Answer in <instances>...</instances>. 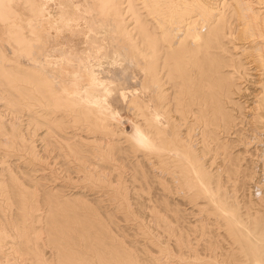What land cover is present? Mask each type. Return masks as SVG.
Here are the masks:
<instances>
[{"label":"bare ground","instance_id":"bare-ground-1","mask_svg":"<svg viewBox=\"0 0 264 264\" xmlns=\"http://www.w3.org/2000/svg\"><path fill=\"white\" fill-rule=\"evenodd\" d=\"M42 125L48 144L63 141L79 161L81 186L110 187L123 220L143 232L127 181L147 194L158 187L143 204L178 250L157 232L150 240L162 255L127 245L81 187L49 188L38 214V182L10 163L0 177V264H264V0H0L3 156L38 159ZM70 126L85 134L58 132ZM178 193L190 211L171 199Z\"/></svg>","mask_w":264,"mask_h":264},{"label":"rangeland","instance_id":"rangeland-1","mask_svg":"<svg viewBox=\"0 0 264 264\" xmlns=\"http://www.w3.org/2000/svg\"><path fill=\"white\" fill-rule=\"evenodd\" d=\"M248 85H249V83H248ZM234 111L236 113V110L235 109H234ZM8 112H9V109H8ZM10 116L11 115H8L7 117H10ZM19 119H20V122L22 123L23 126L26 127V125H28V122L25 120V119H27V116L26 115H22ZM24 123H25V125H24ZM29 127H31V125ZM125 129H126L127 132H129L131 130V123L130 122H126ZM31 130L33 131V129H31ZM45 132H46V126L42 125L39 128H37L36 131L33 134L34 135V137H33V139H34V146H35V150L37 151V153H39L38 154L39 158L38 159H35V160H32V162L31 161L30 162L28 161L29 160V158L27 157L28 155L23 150H18L19 152L18 151H12V152H9L8 154H5V156H3V153H4L3 151L5 150V147L4 146H0V155L2 156V157L0 156V161H1L0 162V177H2V175H3L2 173H4V172L1 171L2 166H6L7 164H10V163L12 165L15 164L14 166H12L11 164L10 165L13 168L15 167L14 169L17 172L18 175L20 174L19 176H20L21 180H27V179H24V178H25V173L28 170L27 173H30L32 175V177H34L35 180L38 182L37 183L38 185H36L37 188H38V193H39V196H38V198H39V204H38L39 205V209L37 210V213L38 214H42V215H44V213L46 214V211L48 209V205H47V203L45 202V199H44V195H45L44 192L47 191V190H49V188L50 189L51 188L52 189H56V188L62 189V193L63 194L69 195L71 193H74V191H78L80 189V187L82 189L83 187L81 185H83L82 183H85V180L82 179V173L83 172L78 169L79 168V165H78L79 164V161L77 159H75L73 156L67 155L66 149L64 147L59 148L58 144H61L62 145L63 141H61L58 144L57 143L56 144H48L46 142V140L43 138V134ZM58 132L61 133V134H63V135L67 134V132L68 133L80 132V133L85 134V132L83 130H81V128H78V127L76 128V127H73V126L63 128V129L59 130ZM37 133H39V134H37ZM121 144L122 145H125L126 142L124 143V142L121 141ZM22 152H24L26 155H24ZM124 156H127V155H124ZM130 158H132V157H129V160H130ZM91 159H90L91 161H94L96 158L91 157ZM121 161L122 160L115 161V162L116 163H120ZM125 162L128 163L127 161H124V162H121L120 164H123ZM6 172L7 171L5 170V173ZM111 172H112L111 179H116L117 178V172H116V170H112ZM79 174H81V175H79ZM114 174L116 176H113ZM124 175L128 176V177H126V176H124V177L129 178L130 175H131V171L129 169L128 170L126 169L125 172H124ZM43 176H45V177L43 178ZM48 178H50V179H48ZM25 182L27 183V181H25ZM42 183H43V186H42ZM137 184L138 183H135L134 184L135 186H134L131 183V181H127V185H129L128 186V198H129V196L131 194V197L129 198V203H130V205H132L131 208L136 213H138L141 210L138 214L139 215L142 214L141 215L142 218L140 219V217H141L140 216L138 219H140L142 222L145 221L144 222L145 225L147 227H149V230H150L149 233L143 232L142 230L138 229V226L136 224L137 221H135L134 219H125V220H123V218H124V216H123L124 215V211L122 209H116V207H114L115 206V201H113L112 200V197L110 196V192H109V189H111L110 187H107V186H103L102 187L100 185L93 186V187H90V188H87V189L84 187L82 190L80 189L82 191V192L80 191V193H82L83 195L86 194L85 197L88 198V199L91 197V199H89V200L92 201L93 203L98 202L99 205H100V207H101V209L104 208L102 210L103 213L104 212H106V213L108 212V213H112L113 214V216H114L113 219L116 222V224H113L114 226L112 225L113 232L115 230L114 233L118 237L123 238L124 240L126 239L127 241L125 240V243L127 245L130 244L129 246H135V248H137L138 250H140V252H141V250H149V251H151L150 253H152V254L162 255L161 253H159V249L160 248L158 247V245H155V244L151 243V240H150L151 239L150 238L151 237V232H155V233L157 232V233H159L158 235H159V239L161 241L163 240V242L169 243L170 247L173 248V249L175 248V251H177L178 250V245H177V242H175L176 236H173V235L169 234V232H167L163 227H160V226H157V225L151 226V224L152 225L155 224L154 223L155 220L154 221L152 220L153 217L151 215L152 214L151 209L149 207H146L145 206V205H147V203H148V205L151 204V203L153 204L154 202L151 199H157L159 197V193L161 194V190L158 187H154L151 190V193L152 194L151 193L150 194H147L145 192L143 193L142 191H140L138 189V187L136 186ZM103 188H104L105 191L103 190ZM106 189H107V191H106ZM252 189H255V187L252 188ZM96 190H97V192H96ZM248 190L249 189H245V190L240 189V190H238L237 194L241 198L243 192L244 193L245 192L246 193H248V192L250 193V191H248ZM84 191H85V193H83ZM100 191H102V192L100 193ZM130 191H131V193H130ZM251 192H253V191H251ZM155 193H156V195H155ZM254 193H253V195H255ZM173 195L171 196V199H173V201L174 200L177 201V202L179 201L178 203H179L180 207L187 208L186 211H188V209H189V211L191 210V203H188L187 199L183 195H181L179 193L178 194H175L174 196ZM94 196L96 197V201H95ZM255 196H253V197H255ZM103 198H105V199H103ZM137 201H138V203H137ZM106 207H107V209H106ZM142 207L143 208L145 207V208L143 209ZM146 208H147V210H146ZM194 211L196 212V210H194ZM143 214H144V217H146L144 219H143ZM149 214L151 215V217H150ZM192 216H193V214H192ZM189 217H190V215H189ZM189 217L187 218V220H190L191 218L192 219L194 218V216L191 217V218H189ZM116 218H117V220H116ZM118 224H120V225H118ZM114 227H115V229H114ZM159 227H160V229H159ZM137 231H139V232H137ZM170 235H171V237H170ZM192 237H194L193 238V241L195 243L200 242V243H198V246L199 247H202L203 246L202 245L203 244V240H200L199 237H196L195 235H192ZM165 243H163V244H165ZM137 245H139V246H137ZM44 250L46 251L45 252L46 256H48V255L51 256V252L50 251H52V250H51V247L50 246H45V249ZM184 250L187 251L186 248H184ZM207 250L208 249H202L201 251L202 252H205L207 254H211L213 252L212 249H209L208 251ZM162 258H163L162 260H166V257L165 256H163ZM27 261H29V260L27 259Z\"/></svg>","mask_w":264,"mask_h":264}]
</instances>
